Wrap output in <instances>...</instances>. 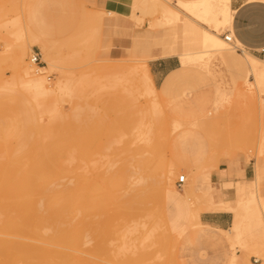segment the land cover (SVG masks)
Listing matches in <instances>:
<instances>
[{"label":"rangeland","instance_id":"obj_1","mask_svg":"<svg viewBox=\"0 0 264 264\" xmlns=\"http://www.w3.org/2000/svg\"><path fill=\"white\" fill-rule=\"evenodd\" d=\"M20 1H0V242L16 239L11 228L23 224V212L41 202L50 210H67L70 224L50 222L45 229L34 228L35 238L26 243L43 241L52 250L70 251L68 257L52 251L23 264H229L233 254V264H260L264 238L259 245L248 246L247 241L252 228L264 235V85L258 82V89L253 87L247 96L237 89L254 81L255 72H264L262 56L237 40L227 44L228 56L212 50L197 63L170 56L189 71L165 90L160 88L163 80L158 81L152 94L141 62L150 56L156 59H149V65L163 59V41L179 49L175 37L186 20L175 5L180 0H162L185 17L167 21L171 24L163 23L167 18L154 7L149 10L153 15L140 11L138 0H23L21 10L14 11L18 14H9ZM30 16L31 33L51 44L50 58L35 40L24 63L46 76L51 84L46 94L33 88L31 92L13 75L15 52L21 50L14 40L19 36L7 21H20L25 35ZM206 19L204 27L210 32L233 36L232 29L219 25L217 15ZM33 52L39 64L30 61ZM199 92L205 96L195 100ZM135 127L140 131L137 138L132 134ZM130 145L152 151L145 153L143 173L153 165L158 168L156 179L149 178L147 188L140 185L133 199L128 183L117 190L108 182L130 177V167L139 166V159L128 156ZM198 151L194 166L181 163V157H195ZM224 162L250 172L251 180L238 187L235 200L224 204L233 210L227 228L234 216L231 231L244 228L238 240L191 218L192 210L211 202L213 172ZM180 175L185 182L178 187ZM85 178L100 186L78 188ZM108 191L119 193L117 208L99 202ZM149 229L150 239L143 238ZM58 236L60 240L53 241Z\"/></svg>","mask_w":264,"mask_h":264},{"label":"bare ground","instance_id":"obj_2","mask_svg":"<svg viewBox=\"0 0 264 264\" xmlns=\"http://www.w3.org/2000/svg\"><path fill=\"white\" fill-rule=\"evenodd\" d=\"M175 5L178 6V9L180 8L183 11V13L185 12L184 14L186 15V18L185 17L178 16V15H180L179 12H178V10L175 12L172 9V5H171V3L169 1H167L165 3L162 0H138V2H137V7H139L140 11H142L143 13H145L146 11L150 13L151 11H149V10L150 9H153L152 7H154V9H156V10L159 11V12L158 11H156V12H158V13L161 12V14L163 15V17L161 15L162 19L163 18L164 19L165 18L168 19V20L165 19L166 21L163 20V23L164 22L166 23L170 19H172V21H174V22L175 21H178V20L180 21V19H182V18H185L186 19L184 21V23H183V26H182L181 31L179 32V35H177L176 37L174 36L175 38H177V41L178 42L176 41L175 43L177 45H179V49L176 47V45H173L172 46V44H168V43H166V42L163 41L162 42V50H163V52H162V55L161 56L169 55L172 52H174L175 55H177V57L179 59H181L182 62H189V63H197V62L201 61V59L203 58L204 54L206 52H209V51H212V50H216V52L217 51L218 52L221 51V52H223L224 56H228L225 53L226 52V46H227L228 43L231 44V42H233V37L229 34V36L231 37L232 41L231 42H227L225 40V38H221V37L217 36L213 32H210L209 30H207V28H205L204 26L207 23L206 16H208V15H217L219 17V25H221V26H227L228 29H232L231 24H232V19H233L234 11L231 9L230 0H196V1H193V2H186L184 0H180ZM21 6L23 7V0L20 1V4L15 5L13 7V9L11 10V12L10 11H7V12L8 13L10 12L9 14H11V13L12 14H15L16 13L15 15H17L18 13L17 12H14V11H16L19 7H20L19 9L21 10V8H22ZM174 9H176V8H174ZM1 10H0V19L3 16V11H4V10L3 11H1ZM5 10H6V8H5ZM18 12H19V10H18ZM93 12H95V11H93ZM177 12H178V14H177ZM91 13H92V11H91ZM6 14L7 13L5 12L4 15H6ZM150 15H153V12L150 13ZM9 20L10 21H7V22H8V24L10 26H12V28H13V34L16 35V36H19V39H17V40L14 39L16 42H18L16 44V47H19L20 50H21L20 53L15 52V57H14L15 58V62H14V68H13L14 69V74L13 75L15 76V79H16V77H17V80L19 79L18 82L21 81L22 83H24V86L26 84L27 85L26 86L27 88L30 87L31 89L32 88L35 89L36 91H38V94H40V93L41 94L42 93H45L46 94L47 91L51 90V87H50L51 84H49V82L48 83L46 82V79H47V78L45 79L46 76L41 77V76L38 75L37 72H38V70L40 68L37 70V69L29 66L28 64H25L24 63L25 62L24 61V58L26 56V52L28 50H30V47H31L30 44H31V42H33L35 40H39L40 43H41V48H43L42 50H43L45 56H48L49 55V51H50L51 44H49L47 40H44L43 38L37 37L36 35H33L30 32V30L27 28V26H25L26 32H27V33H25L26 36L23 35L22 34V27H21L20 21H18L16 18H13V17L10 18ZM86 20H87V18H86ZM155 20L158 21V19H154V22L156 24V21ZM159 21H160V19H159ZM168 23L171 24L172 22H167V24ZM84 24L82 23L81 28L82 27L84 28V26H86V23L85 22H84ZM152 24H153V21H152V23L150 25L152 26ZM157 26H158V23H157ZM9 27H6V28L9 29ZM5 35H7V34H5ZM5 38H7V37H5ZM8 39H6V40H8ZM14 40H13V42H15ZM3 43L7 44L8 42L6 43V42L3 41ZM56 43H57V41H56ZM170 47L173 48V49H170ZM247 54H249V53H247ZM48 57H45V59L48 60L50 58V57L49 58ZM155 58L156 57H151L150 56L149 58H147L145 60H142L143 61V62H141L142 63L141 64L142 67H140V70L142 68L143 71H144V75H145V78H146L145 81H146V83L148 85V88L152 92V94H153V92L157 93V91H156L157 89L155 88V86L153 84L152 77H151V75L149 73V65H148L147 61L149 59H155ZM30 61H31V57H30ZM137 62L140 63L139 61H137ZM47 63L49 65H51L50 60H48ZM181 64H183V63H181ZM132 68H133V71H136V69H134V67H131V69ZM131 69L129 68V70H131ZM41 70H43V69H41ZM133 71H131V73H133ZM127 72H129V71H127ZM130 74H129V76H130ZM138 75L141 77V73L139 74V71H138V74L136 76L138 77ZM254 75H255V79H254V76H253L254 81L249 82L248 83V86L246 88H238L237 89V91L239 93H241L243 96L249 95L250 94L249 92H251L250 89H253V87H254V89H258V82H259L260 78L264 76V72H261V73L255 72ZM132 76L134 77V75H132ZM21 82H19V83H21ZM146 83H142V85L145 86L144 84H146ZM142 85L139 86V87H141V89L143 88ZM33 89H32L31 92H33ZM26 91L28 92L27 89H26ZM141 91H143V90H141ZM252 91H254V90H252ZM78 93H79V91H78ZM36 94H37V92L34 95H36ZM155 96H156V94H155ZM156 101H155V103H156ZM152 103H150V104H152ZM152 105L155 106V104H152ZM152 105H149V106H152ZM158 106H160V105H158ZM150 109H151V107H150ZM160 111H157L158 113L157 112L156 113L159 114ZM151 113H153V112H151ZM153 114L155 115V112ZM154 120H152V121H154ZM196 121H198V120H196ZM149 122L151 123V121H149ZM198 124H200V123H198ZM167 126H169V125H167ZM124 133L126 134L127 132H124ZM132 134H133V136L135 138H137L139 136L140 131L138 130L137 127H135L133 129ZM148 141H149V139H148ZM150 142H149V144H150ZM132 145H134V144H132ZM144 145L145 144H143V147H144ZM131 148H132V146H131ZM129 150H130V152H129V155L128 156H131L132 159L133 158L139 159V166L134 167V169H133V167H130V168H132V170H131L132 174H131L130 177H129V175L128 176L124 175V176H121V177L116 178V180H114V178L113 179H110V180H108L109 179L108 178L107 180L112 185V187L118 188L117 190H121L119 188L121 187V185H122L123 182L128 183L129 188L131 189V192H132L131 199H133V198H135V196H137L138 191L140 190V187H139L140 185H143L145 188H147L148 181H150L149 178H153L152 180H155L156 179V177L154 175V172L158 168H157V166H155L156 167L155 168L154 165H153L152 169H150L149 172L143 173V171H142V162H143V158L145 157V153L146 154L147 153L149 154L152 151L149 152V150H139L136 147L135 148H132V151H131L130 148H129ZM124 162H125V160H124ZM126 163L127 162H125L124 164L126 165ZM127 166H128V164H127ZM127 166L125 167V169L127 168ZM121 171H122V169H121ZM99 186H100V184L98 182H96L95 180H93V185H92L89 182V178L88 179L85 178L83 180L82 184L80 185V187H78V188H81V187H83V188H97ZM117 194H119V193L113 192V191H108L107 193H105V195L99 196L100 197L99 198V202L107 201L112 206H114L115 208H117L119 206V204L114 201L115 198H116L115 196ZM93 203L95 204L94 200H93ZM260 203L262 204L261 205L262 206L261 207V209H262L261 213L263 212L262 214H264V204L262 202H260ZM50 222L55 223L57 225H60V224H64L65 223L68 226L70 224V219L68 217L67 210H50V208L48 206L43 205L41 202L38 203V206L37 207L27 208L23 212V224L16 225V226H14V227L11 228L12 236L15 237L16 239L3 240V241L0 242L1 249H2V255L0 256V264H23V260H26L28 258H34V257H43V256L47 255L48 253H51L52 251L54 253H57V255L59 254V255H62L64 257H68V253L70 251V248H66L65 249L66 252H65L64 250H55V249L52 250V249H50L48 247V243H45V242L43 243V241H40L39 244H37V245H30V243H26L25 240H31L32 238H35V234L33 232V229L34 228H43V229H45L47 227V224L50 223ZM151 228H153V227H151ZM155 228H153V229H155ZM263 232H264V230H263ZM150 233L151 232H150V229H149L148 231L145 232V234L143 235V238L150 239V236H151ZM52 239H53V241H59L60 240V236L54 237ZM260 243L261 242H258L257 244L259 245ZM55 247H56V245H55ZM233 257H234V254L232 255V260H230V263L229 264H233ZM261 260L262 261H261L260 264H264V254L261 257ZM255 261H257V260H255ZM250 264H254V263H250Z\"/></svg>","mask_w":264,"mask_h":264},{"label":"crops","instance_id":"obj_3","mask_svg":"<svg viewBox=\"0 0 264 264\" xmlns=\"http://www.w3.org/2000/svg\"><path fill=\"white\" fill-rule=\"evenodd\" d=\"M230 6L234 11L231 24L233 40H237L243 48L255 53V50L264 46V0H230ZM46 12L47 8L44 14ZM31 22H33V18L31 16L27 17V24L25 23V25L29 30ZM170 49L173 48L170 47ZM243 51L251 54L245 49H243ZM173 54L175 55V53L172 52L169 55L160 56V58L163 59H157L151 62L150 65L148 64L150 66L149 73L152 77L154 86L158 81L163 80L160 87L163 90L167 89L170 85L174 86L179 76L189 71V68L181 64L180 67L177 65L176 58L170 57L174 56ZM252 56L259 59L254 55ZM175 57H177V55H175ZM259 60L261 61V59ZM259 82L260 86L264 85V76L260 78ZM204 96V92H199L197 96H195V100ZM199 152L200 151L192 158L181 157V163L187 167L191 165L194 166L196 161L200 159L201 155ZM249 180H251L250 172L246 166H230L225 162L222 163L213 172L215 194L210 195L209 200L211 202H207L206 206L200 210H192L191 212V218L194 220L195 224L213 226L222 232L228 233L229 236L233 237L235 240H238L243 235L244 228L241 226L236 232L233 233L231 231L230 228L236 223L235 216L232 226L227 228L231 222V213L233 210L226 209L224 204L228 201L233 202L237 196L238 187L243 184V182ZM215 201L218 202V205H215ZM263 238L264 235H261L252 228L249 232V241H247V245L250 246L255 244Z\"/></svg>","mask_w":264,"mask_h":264},{"label":"built area","instance_id":"obj_4","mask_svg":"<svg viewBox=\"0 0 264 264\" xmlns=\"http://www.w3.org/2000/svg\"><path fill=\"white\" fill-rule=\"evenodd\" d=\"M224 38L228 42H231L232 41L231 37L229 36V33L226 34V35H224ZM255 53L261 55L262 56V59L264 60V46H262V47L258 48L257 50H255ZM31 61L34 64H39L40 63L38 53L33 52L31 54ZM184 182H185V177L183 175H180L178 177V179H177V186L180 187Z\"/></svg>","mask_w":264,"mask_h":264}]
</instances>
